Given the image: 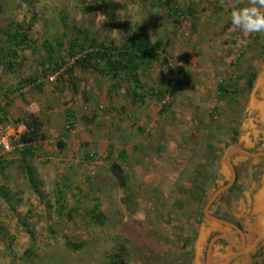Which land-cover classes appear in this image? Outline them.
I'll use <instances>...</instances> for the list:
<instances>
[{"label":"rangeland","instance_id":"rangeland-1","mask_svg":"<svg viewBox=\"0 0 264 264\" xmlns=\"http://www.w3.org/2000/svg\"><path fill=\"white\" fill-rule=\"evenodd\" d=\"M250 4L0 0V264H115L110 257L117 253L125 264H193L192 242L202 225L209 227L205 202L222 182L226 156L244 145L250 94L264 68V33L231 23L233 6ZM12 23L26 35L18 56L9 53L19 41L7 40L16 33ZM143 28L161 43V56L140 71L145 87L138 98L131 81L113 87L92 67L73 66L71 36L121 46ZM179 69L188 82L176 86ZM26 112L43 121L47 135L25 160L40 194L18 151ZM96 204L101 222L88 215ZM260 220L247 225L250 251L243 260L223 264H264ZM210 235L199 264L206 263Z\"/></svg>","mask_w":264,"mask_h":264},{"label":"trees","instance_id":"trees-1","mask_svg":"<svg viewBox=\"0 0 264 264\" xmlns=\"http://www.w3.org/2000/svg\"><path fill=\"white\" fill-rule=\"evenodd\" d=\"M160 3L170 2L172 0H157ZM104 6H106V11H108L109 5L105 2ZM109 21L112 25H116V22L113 17L109 16ZM15 25L16 33L13 35H9L7 40L12 44L15 42L16 36L19 39L18 43H15L16 48L11 49L9 52L13 56H18L20 45L25 44L26 35L20 33V25L16 23H12ZM4 31H2L3 33ZM74 37L71 36L69 38L70 42V52L71 57L76 58L73 66H88L95 69L103 76H108L112 79V86L115 87L119 85L122 81L127 80L131 81L134 85L132 96L134 98H138L137 94L138 89H143L145 84L142 82L140 78V71H144L147 69L149 65L154 60H159L160 58V49L161 43L159 41H155L153 39V34L149 31L143 29H135L131 31V34L126 40V43L119 46L115 45L112 41L107 43L105 41H100L97 36L90 35L82 38L80 34ZM13 40V41H10ZM89 44V47L86 45ZM50 51V46L45 47ZM3 52H7V49L4 48ZM42 64H45L46 61ZM73 66L70 67V71L72 73ZM60 67H57V69ZM46 75V71H43ZM52 72H56L53 69ZM175 80L173 84L176 86H181L185 82H188L187 71L184 69H179L174 73ZM31 83H36L37 78L30 79ZM253 81V78L251 79ZM38 88H41V85H37ZM222 89V86H221ZM170 96L174 97L176 95L175 91H169ZM157 99L162 100L165 97L163 92L158 91L155 94ZM7 114L6 111H4ZM19 123L25 127V131L21 134L19 143L20 149L18 151L22 155L23 162L22 168L26 171L28 180L31 184V187L35 190L36 193L40 194V187L37 184V178L35 170L25 163L28 157L34 156L35 145L44 142L47 140V135L44 129L43 121L31 112H26L23 117L19 120ZM61 148L64 147L63 142H60ZM121 157L124 159L126 154H121ZM1 159V158H0ZM3 164V161H0V167ZM114 174L119 178V182L122 186L125 187V175L123 174L122 168L118 164H114L113 167ZM201 190V195H204L205 190L202 187L198 186ZM4 197L8 198L7 195ZM43 199V196H41ZM99 209V205L96 204L92 210L89 211L92 220H96V222H101L99 219L102 216L98 214L97 211ZM196 242V241H195ZM195 242H192V245H195ZM118 254V255H117ZM110 257V261L115 264H125L123 259L119 260V257H122V253H117ZM243 261L242 263H244ZM247 264V262L245 263ZM254 264V263H253ZM257 264V263H255Z\"/></svg>","mask_w":264,"mask_h":264},{"label":"flooded vegetation","instance_id":"flooded-vegetation-1","mask_svg":"<svg viewBox=\"0 0 264 264\" xmlns=\"http://www.w3.org/2000/svg\"><path fill=\"white\" fill-rule=\"evenodd\" d=\"M252 143V148L249 147L246 150L250 153L264 152V134L261 136L259 141L254 140ZM242 147H244V145ZM241 155L242 154H235L232 156L235 171L234 181L231 183L230 178L227 179L226 176H222V182L215 191L228 185L229 187L214 200L208 210L211 216L227 221L228 223L238 227L239 230L243 232V235H245L244 241L243 237L235 227L228 228L227 226H222L219 230L211 232L206 252L209 243L214 237L222 235L227 236L234 243H230L222 238L217 239L213 246L212 255H216V249H218V247H223L224 250L222 255H226L224 257L225 259L230 257L232 261H235L236 258L243 260L242 256H245L244 254H248L246 251L243 252V255L241 253L242 249H247L248 236L252 231L247 227V225L252 227L254 225L257 226L259 220L264 218V155L256 158L244 156V159L234 161L236 156ZM215 191L213 193H209V197L205 202V207ZM202 216L204 218V212ZM208 226H210L209 223ZM244 243L245 245L243 246ZM193 248H195V245H193ZM232 254L233 256H229ZM234 254H238L239 256H234ZM252 255L255 256L254 254Z\"/></svg>","mask_w":264,"mask_h":264},{"label":"water","instance_id":"water-1","mask_svg":"<svg viewBox=\"0 0 264 264\" xmlns=\"http://www.w3.org/2000/svg\"><path fill=\"white\" fill-rule=\"evenodd\" d=\"M242 142L244 143V147L240 146H234L232 148V151L226 156L225 164L222 167L221 174L226 176L227 179L230 178L231 183L235 179V171H234V164L232 161V156L235 154H242L241 156H236L234 158V161H236V158L239 160L244 159V156L248 157H260L261 155H264V152L260 153H250L247 148L253 146L252 141L250 140V133L253 131L255 135V140L259 139V133L264 134V68L261 74L259 75L249 98V104L247 108V117L245 122L243 123L242 127ZM230 183V185H231ZM228 186L222 187L215 191V193L212 195L210 201L206 205L204 209V214L206 219H208L209 225L211 227H207L206 225H202L201 231L199 233V237L197 241L195 242V249H196V255L193 264H199L200 259L202 257V251L203 246L205 245L209 235L214 230H219L222 226L229 227H235L240 235L243 237V240L245 241V235H243V232L239 230L238 227L228 223L227 221H224L222 219L215 218L211 216L208 212L210 205L214 202V200L223 192L225 191ZM248 196V195H247ZM264 227V223H261ZM260 224H258L259 226ZM259 234L261 237L264 235V229L259 231ZM225 239L229 241L230 243H234L229 237L227 236H216L212 239V241L209 243L207 252H206V264H212V253H213V246L217 239ZM245 243L243 244V246ZM242 248V247H241ZM249 248L246 249V253H248ZM219 263V260H217ZM223 264V263H222Z\"/></svg>","mask_w":264,"mask_h":264},{"label":"clouds","instance_id":"clouds-1","mask_svg":"<svg viewBox=\"0 0 264 264\" xmlns=\"http://www.w3.org/2000/svg\"><path fill=\"white\" fill-rule=\"evenodd\" d=\"M264 0H251L250 6L236 8L230 13L234 27L246 33H264Z\"/></svg>","mask_w":264,"mask_h":264},{"label":"crops","instance_id":"crops-1","mask_svg":"<svg viewBox=\"0 0 264 264\" xmlns=\"http://www.w3.org/2000/svg\"><path fill=\"white\" fill-rule=\"evenodd\" d=\"M251 132L252 133H250V138H251V141H254L255 140V135L253 134L254 133L253 131H251ZM262 135H263V133L260 132L259 133V139L261 138ZM259 139H257L256 141H259ZM223 250H224L223 247H218V249H216V252H217L216 255L215 254L212 255V264H222L223 262H225V258L224 257L226 255H222ZM245 251H246L245 248L242 249V251H241L242 255H243V252H245ZM230 252H231V250H230ZM234 256H239V255L238 254H236V255L234 254ZM217 260H219V263H218Z\"/></svg>","mask_w":264,"mask_h":264},{"label":"built area","instance_id":"built-area-1","mask_svg":"<svg viewBox=\"0 0 264 264\" xmlns=\"http://www.w3.org/2000/svg\"><path fill=\"white\" fill-rule=\"evenodd\" d=\"M1 142L5 146L6 150H10V144L5 138H3Z\"/></svg>","mask_w":264,"mask_h":264}]
</instances>
